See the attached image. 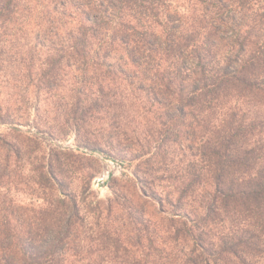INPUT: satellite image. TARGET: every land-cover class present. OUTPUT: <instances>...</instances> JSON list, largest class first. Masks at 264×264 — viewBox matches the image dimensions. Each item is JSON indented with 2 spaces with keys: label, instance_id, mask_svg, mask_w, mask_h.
Returning <instances> with one entry per match:
<instances>
[{
  "label": "trees",
  "instance_id": "1",
  "mask_svg": "<svg viewBox=\"0 0 264 264\" xmlns=\"http://www.w3.org/2000/svg\"><path fill=\"white\" fill-rule=\"evenodd\" d=\"M0 32L29 36L34 128L136 161L132 202L87 201L58 151L0 141V188L29 165L41 201L0 199V264H264V0H0ZM140 115L157 142L133 147ZM27 116L0 102V124ZM172 144L194 158L170 164Z\"/></svg>",
  "mask_w": 264,
  "mask_h": 264
},
{
  "label": "rangeland",
  "instance_id": "2",
  "mask_svg": "<svg viewBox=\"0 0 264 264\" xmlns=\"http://www.w3.org/2000/svg\"><path fill=\"white\" fill-rule=\"evenodd\" d=\"M28 37L29 36L21 33L0 32V102L4 107H9L14 110L15 113L27 112L30 115L27 116L28 118H26L25 121L21 117L18 118L22 119L20 120L22 122H19L20 124H0V141H20L24 145L29 143L31 147L35 148L30 156L31 159L41 158L43 155L49 156L51 151H58L60 153L58 154V157L63 164L62 178L66 183L70 182L66 189L76 191L80 197L86 198L87 201H101L105 203L107 199L114 196L113 192H116L123 193V195H126V200L132 202L133 198L131 193L127 190L126 181L128 179H134L133 168L136 161L129 160V155L127 158H123L118 155L110 154L103 148L94 149L83 145L77 141L75 132L72 130L65 136L52 137L48 133L39 131L32 126L31 118L33 116L31 113H33L32 107L34 104L31 101L24 104L19 100L20 95H22L20 93V80L22 79L25 82L29 81L25 79L24 68H21L22 61L24 60L23 58L27 56V50L29 49L28 45L25 44ZM37 63L39 62L37 61ZM141 120L143 121V118L140 115L137 118L138 122H134L133 125L136 126V128L142 127V135L145 134V138L142 137L141 141H124L134 145L133 147H136L139 144H154L157 142L147 141L150 132H146V129H144V123V125H141V123L139 125V121ZM102 123V119L92 122L90 129L93 131L100 130V127L105 126V124ZM11 126L17 127V129H19V134L14 133V136L9 134V128ZM5 134L6 136H4ZM33 142H37L39 148L36 146L34 147ZM101 157H107L122 162L123 169L115 172L111 176L106 187L99 189L91 185V179L103 167ZM168 157L171 159L170 164L172 162L174 165H183L187 160L194 158L192 152L185 150V148L183 149L177 144L171 145V152ZM21 168L20 164H10L9 169L6 171V173L10 175V179L11 177L16 178L20 175L26 179L24 181L22 180L21 183L17 181L12 184L8 191L1 187L0 199L5 198L6 202L10 201L9 204H11V206L36 208L40 205L41 201L35 199V197L30 194L31 191L28 189L27 176L29 175L28 169H30V167L27 165L26 169L22 170ZM87 180L89 181L88 185L86 183ZM5 181L6 179L2 182L4 183ZM114 210L115 212H112L107 218L108 221L121 219L118 206H115ZM144 211L146 213L145 218H155L154 216L149 215V213L152 212L151 208H145ZM156 220L158 221V219ZM115 225L117 228L119 227L120 229H123L122 220H116Z\"/></svg>",
  "mask_w": 264,
  "mask_h": 264
},
{
  "label": "built area",
  "instance_id": "3",
  "mask_svg": "<svg viewBox=\"0 0 264 264\" xmlns=\"http://www.w3.org/2000/svg\"><path fill=\"white\" fill-rule=\"evenodd\" d=\"M103 162L102 169L97 172L91 179V185L96 188L106 187L111 176L123 169V163L117 160H113L107 157H101Z\"/></svg>",
  "mask_w": 264,
  "mask_h": 264
}]
</instances>
